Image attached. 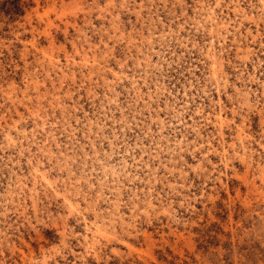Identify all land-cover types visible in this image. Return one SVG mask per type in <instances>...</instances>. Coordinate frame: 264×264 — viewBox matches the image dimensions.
<instances>
[{"label":"rangeland","instance_id":"374dc122","mask_svg":"<svg viewBox=\"0 0 264 264\" xmlns=\"http://www.w3.org/2000/svg\"><path fill=\"white\" fill-rule=\"evenodd\" d=\"M5 1L0 264H264V0Z\"/></svg>","mask_w":264,"mask_h":264},{"label":"clouds","instance_id":"9594fccd","mask_svg":"<svg viewBox=\"0 0 264 264\" xmlns=\"http://www.w3.org/2000/svg\"><path fill=\"white\" fill-rule=\"evenodd\" d=\"M257 233L259 234L260 238H264V225L257 224L256 226ZM257 239V236L254 234H250L249 237V250H248V258L251 260L255 256V247L252 246L251 241ZM4 251V245L0 243V252ZM231 255V249L226 251V256Z\"/></svg>","mask_w":264,"mask_h":264},{"label":"trees","instance_id":"16d2710c","mask_svg":"<svg viewBox=\"0 0 264 264\" xmlns=\"http://www.w3.org/2000/svg\"><path fill=\"white\" fill-rule=\"evenodd\" d=\"M18 0H6L5 1V5H12L11 7H12V9H14L15 10V8H17V9H19V5H18Z\"/></svg>","mask_w":264,"mask_h":264}]
</instances>
